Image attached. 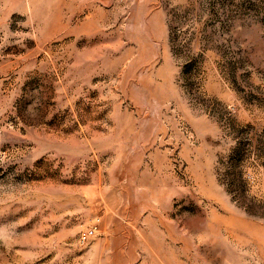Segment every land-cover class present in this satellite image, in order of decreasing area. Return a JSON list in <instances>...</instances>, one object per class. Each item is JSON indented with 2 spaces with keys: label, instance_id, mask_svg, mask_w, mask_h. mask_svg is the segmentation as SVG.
<instances>
[{
  "label": "rangeland",
  "instance_id": "1",
  "mask_svg": "<svg viewBox=\"0 0 264 264\" xmlns=\"http://www.w3.org/2000/svg\"><path fill=\"white\" fill-rule=\"evenodd\" d=\"M0 264H264V0H0Z\"/></svg>",
  "mask_w": 264,
  "mask_h": 264
},
{
  "label": "built area",
  "instance_id": "2",
  "mask_svg": "<svg viewBox=\"0 0 264 264\" xmlns=\"http://www.w3.org/2000/svg\"><path fill=\"white\" fill-rule=\"evenodd\" d=\"M98 232V224H93L86 230H84L80 236V242L85 243L88 240H90L92 237H94Z\"/></svg>",
  "mask_w": 264,
  "mask_h": 264
}]
</instances>
